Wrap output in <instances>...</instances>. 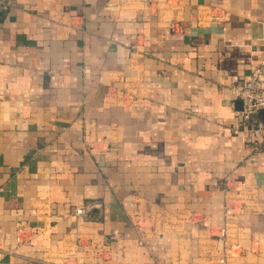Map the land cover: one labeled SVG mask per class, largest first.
<instances>
[{
	"label": "crops",
	"instance_id": "obj_1",
	"mask_svg": "<svg viewBox=\"0 0 264 264\" xmlns=\"http://www.w3.org/2000/svg\"><path fill=\"white\" fill-rule=\"evenodd\" d=\"M5 1L0 264H74L76 235L112 232L122 264H264V148L231 90L264 59V0Z\"/></svg>",
	"mask_w": 264,
	"mask_h": 264
},
{
	"label": "built area",
	"instance_id": "obj_2",
	"mask_svg": "<svg viewBox=\"0 0 264 264\" xmlns=\"http://www.w3.org/2000/svg\"><path fill=\"white\" fill-rule=\"evenodd\" d=\"M9 7L10 3L0 0V13L8 10ZM231 90L235 98L243 102V110L234 112L235 116L241 119L235 128V133L241 134L245 141L264 148V117L261 114L264 111V59L259 65L254 66L249 80L232 86ZM87 213L89 212L86 209H76L73 215L75 224L85 223ZM136 230L141 236L143 235L140 224L137 225ZM73 241L74 255L70 256L76 259L74 264H115L114 261L122 264L121 260L127 254L123 244L126 240L117 232L101 237L76 235Z\"/></svg>",
	"mask_w": 264,
	"mask_h": 264
},
{
	"label": "water",
	"instance_id": "obj_3",
	"mask_svg": "<svg viewBox=\"0 0 264 264\" xmlns=\"http://www.w3.org/2000/svg\"><path fill=\"white\" fill-rule=\"evenodd\" d=\"M260 64V61L259 62H257L256 64H255V66H257V65H259ZM235 112H240V111H242L243 110V102L241 101V100H238L237 99V103H236V106H234V109H233ZM261 114L264 116V111L263 112H261ZM241 122V119L239 118V117H237V119H236V124H234V126H233V130H234V133H235V128H236V126L239 124ZM251 231L250 230H247L246 231V237H245V239L247 240V243L246 244H244V249H248V244L250 243V241H251ZM260 242L262 243L263 242V240H260ZM220 245H222V247L224 246V241L223 240H221L220 241ZM223 251V250H222ZM237 261H239V258H226V264H237Z\"/></svg>",
	"mask_w": 264,
	"mask_h": 264
}]
</instances>
